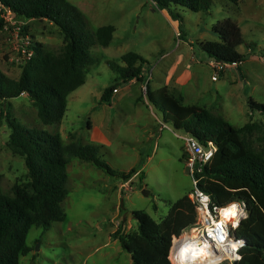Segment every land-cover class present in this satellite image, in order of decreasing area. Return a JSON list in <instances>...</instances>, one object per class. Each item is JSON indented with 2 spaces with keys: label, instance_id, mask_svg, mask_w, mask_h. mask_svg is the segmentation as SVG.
<instances>
[{
  "label": "rangeland",
  "instance_id": "rangeland-1",
  "mask_svg": "<svg viewBox=\"0 0 264 264\" xmlns=\"http://www.w3.org/2000/svg\"><path fill=\"white\" fill-rule=\"evenodd\" d=\"M66 1L84 14L92 35L99 27L113 26L110 44L91 46L92 64L84 84L66 98L58 124L43 125L24 94L8 100L9 112L28 128L57 133L63 147L92 145L97 148L96 158L112 170L127 173L134 169L137 173L124 181L90 162L71 158L66 166L67 195L61 203L65 218L48 230L30 228L25 242L30 251L20 257L19 264H130L129 254L114 233L136 232L133 211H143L160 222L170 205L192 190L182 160L186 158L185 134L167 124L160 130L163 123L146 99V83L153 91L167 88L183 105L206 109L234 128L257 123L260 129L245 135L243 141L264 151V114L250 111L247 105L249 98L264 105V0L236 4L211 0L205 12L172 6L179 20L159 10L152 0ZM226 18L240 28L243 44L237 51L243 61L215 69L201 43L221 42L213 26ZM12 21L26 27V34L45 51H62L63 35L48 22ZM7 26L0 33V70L18 80L22 66L19 44L13 39L14 27ZM129 52L145 60L142 74L146 82L120 84L109 103L102 102L104 91L119 83L107 61L120 64V57ZM1 122L0 192L10 194L13 184L25 180L26 168L23 159L6 147L9 129Z\"/></svg>",
  "mask_w": 264,
  "mask_h": 264
},
{
  "label": "trees",
  "instance_id": "trees-1",
  "mask_svg": "<svg viewBox=\"0 0 264 264\" xmlns=\"http://www.w3.org/2000/svg\"><path fill=\"white\" fill-rule=\"evenodd\" d=\"M152 1L174 20L181 18L171 9L172 6L205 12L211 5V0ZM226 1L236 4L239 0ZM0 2L17 19L48 22L63 35L64 41L62 51L55 54L31 40L28 50L32 51V56L22 64L18 80L9 79L0 70V124L3 121L9 129L6 147L23 159L26 168L25 180L13 184L10 194L0 192V264H19L20 257L30 251L25 243L30 228L48 230L51 224L65 218L61 203L67 195L66 166L71 158L90 162L107 175L124 181L130 180L137 171L112 170L96 158L97 148L92 145L70 143L63 147L57 133L20 124L11 116L7 105L8 100L24 94L32 101L43 125L58 124L66 110V98L84 84L88 67L92 64L91 46L107 47L114 27H99L92 35L84 14L66 0ZM4 25L0 17V33ZM22 31L27 32V28L23 27ZM213 33L221 42L201 43V49L210 61L222 67L239 65L243 56L237 48L243 44V38L238 25L226 18L216 22ZM144 63L140 55L132 52L122 55L120 64L107 61L119 83L108 87L101 101L109 103L120 84L131 81L144 84ZM145 85L146 99L158 111L163 124L196 139L203 146L209 142L215 145L212 160L195 176L198 188L209 196L212 205L237 204L246 213V218L233 233L236 239L245 241L240 252L242 259L235 264H264V151H256L243 141L245 135L258 131L260 126L248 122L234 128L206 109L183 105L181 99L172 96L165 87L153 91L147 83ZM247 105L250 111L264 114V105L252 98L247 100ZM87 126L90 127V123ZM182 160L185 161L183 157ZM187 195L173 202L160 222L143 211H133L136 232L127 235L114 233L121 248L129 254L130 264H170L168 256L172 238L180 236L196 220L194 205Z\"/></svg>",
  "mask_w": 264,
  "mask_h": 264
},
{
  "label": "built area",
  "instance_id": "built-area-1",
  "mask_svg": "<svg viewBox=\"0 0 264 264\" xmlns=\"http://www.w3.org/2000/svg\"><path fill=\"white\" fill-rule=\"evenodd\" d=\"M0 17L4 20L5 23L3 30L7 29L8 24L14 27V29L12 28V34L15 43L19 44L18 47V51L20 53V57L18 58L20 60L19 63L21 64L25 63V61L29 60L32 56V51L28 50V47L31 45L30 37L26 34L27 32L22 31L24 27L23 25H17V22L12 21V19L16 18L15 15L8 8H6L1 2H0ZM211 66L212 67L214 66L215 69H220L222 67L213 62H211ZM212 79L215 80L216 76H213ZM165 127H166L165 124H162L160 130H162ZM215 151H216V147L213 143L209 142L206 144V146H203L196 139L185 135L184 153L186 155V158L184 164L189 172L192 183V190L188 193L187 196L191 201V203L194 205L196 220L195 223L189 229L184 231L180 236L172 238L171 247L168 256L170 264H173L172 261L170 260V254L172 252L174 241L179 242L181 241V239H187V241H190L189 238L192 237L193 235H195L196 237L195 239L198 246V250L203 248L205 245H207L208 246L207 251L211 253V255L203 261V264H206L205 262H213L217 258H221V257H228V258L220 259V264H235L236 262H238L235 260L230 261L231 252L227 245H228V241L234 242L239 240L236 239L233 234L238 227L233 228L232 224L235 222L236 218H239V224H240L241 220H243L245 217L238 216L236 218H233L231 221H226L224 218L221 217V212L230 208V206L233 204H230L225 207H217L211 204L209 198V200L205 205V204H201L199 197L196 195V193L199 192L205 196H208L205 192H203L198 188V179L195 176L196 174H200L203 168L210 163ZM208 152H212V155L211 157L206 158V154ZM125 186L126 184L124 183L120 187V189ZM237 206H238V210L242 209V211L245 213L242 206L240 205ZM224 233H226V239H224L223 242L221 243V236ZM243 248L239 249V251L236 254L240 255V252ZM187 254L191 255V253H187ZM195 264H201V261L197 259L195 261Z\"/></svg>",
  "mask_w": 264,
  "mask_h": 264
},
{
  "label": "clouds",
  "instance_id": "clouds-1",
  "mask_svg": "<svg viewBox=\"0 0 264 264\" xmlns=\"http://www.w3.org/2000/svg\"><path fill=\"white\" fill-rule=\"evenodd\" d=\"M211 155H212V152H208L206 154V158L211 157ZM196 195L199 197L201 204L206 205L207 201L209 200V197L199 192H197ZM230 208H231V212L229 213V215L231 217L243 216L246 218V213H244L242 209L238 210V206L236 204L231 205ZM238 225H239V218H236L235 222L232 224V227L236 228L238 227ZM224 239H226V233H224L221 236V243L223 242ZM227 246L231 252L230 261L231 260L239 261L242 259V257L236 253L239 251V249L245 246V241L243 240H237L234 242L228 241ZM207 247L208 246L205 245L203 248L199 249L198 251H192L191 246H189L188 248H182L181 250L177 251L173 259L176 261V264H194V262L197 259H199L201 261V264H203V261L211 255V253L207 251ZM186 252H190L191 255H186L185 254ZM223 258H228V257L217 258L215 261L210 262V264H220V259H223Z\"/></svg>",
  "mask_w": 264,
  "mask_h": 264
},
{
  "label": "bare ground",
  "instance_id": "bare-ground-1",
  "mask_svg": "<svg viewBox=\"0 0 264 264\" xmlns=\"http://www.w3.org/2000/svg\"><path fill=\"white\" fill-rule=\"evenodd\" d=\"M230 212H231V208H228L225 211H222L221 217L224 218L226 221H231L233 218H236V217H231L229 215ZM195 238H196L195 235H193L192 237L189 238L190 241H187V239H181V241H179V242L174 241L173 247H172V252L170 254V260L172 261L173 264H176V261L173 258L175 257L177 251L181 250L182 248H188L189 246H191L192 251H198V246H197ZM187 253H190V252L185 253L186 255H190ZM205 263L210 264V262H205ZM194 264H195V262H194Z\"/></svg>",
  "mask_w": 264,
  "mask_h": 264
},
{
  "label": "water",
  "instance_id": "water-1",
  "mask_svg": "<svg viewBox=\"0 0 264 264\" xmlns=\"http://www.w3.org/2000/svg\"><path fill=\"white\" fill-rule=\"evenodd\" d=\"M143 194L147 195L148 193H147V192H145V191H143Z\"/></svg>",
  "mask_w": 264,
  "mask_h": 264
},
{
  "label": "crops",
  "instance_id": "crops-1",
  "mask_svg": "<svg viewBox=\"0 0 264 264\" xmlns=\"http://www.w3.org/2000/svg\"><path fill=\"white\" fill-rule=\"evenodd\" d=\"M188 79H189V77H188ZM132 82V81H131ZM187 106V105H186Z\"/></svg>",
  "mask_w": 264,
  "mask_h": 264
}]
</instances>
